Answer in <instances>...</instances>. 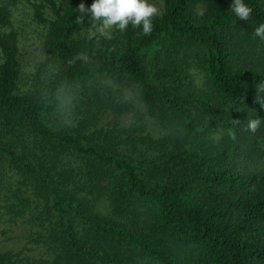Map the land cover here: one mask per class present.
Listing matches in <instances>:
<instances>
[{"label": "trees", "instance_id": "1", "mask_svg": "<svg viewBox=\"0 0 264 264\" xmlns=\"http://www.w3.org/2000/svg\"><path fill=\"white\" fill-rule=\"evenodd\" d=\"M80 2L0 0V264H264V175L240 170L264 147V123L247 127L264 121V70L244 63L248 40L264 45V0H246V20L232 0H163L150 35L129 25L90 58ZM23 4L47 30L25 91L12 26ZM191 59L209 92L196 90ZM138 104L167 135L98 129L107 114L140 121Z\"/></svg>", "mask_w": 264, "mask_h": 264}, {"label": "rangeland", "instance_id": "2", "mask_svg": "<svg viewBox=\"0 0 264 264\" xmlns=\"http://www.w3.org/2000/svg\"><path fill=\"white\" fill-rule=\"evenodd\" d=\"M59 5H64L69 2V0H57ZM150 2L154 3L155 6L160 10V15L156 17H160L163 13L164 2L163 0H150ZM93 3V0H81L80 4H84L86 7H90ZM198 11H203L202 7L198 8ZM45 17L50 18L52 16L51 10L46 8L44 10ZM88 18L90 20L91 14L88 13ZM154 17V18H156ZM89 25L85 30L80 33L78 36L80 40H84L86 42V50L83 53V56L86 58H90L96 51L94 46L98 44L101 40H105L106 42H110L114 45H119L124 41L123 32L114 31L113 38L108 40L103 37L92 36L90 35V25L92 23H96L94 21H89ZM13 28L19 35V47H20V61H21V76L19 80V88L23 91L27 90L32 84L33 80L36 78L37 71L41 62L46 60L45 54V41H46V27L40 24L34 16L33 9L23 4L19 6L18 10H15L13 16ZM253 38V37H252ZM249 44V55L246 54L244 56V63L251 68H256L260 70H264V45L260 43L259 40L253 38L248 40ZM183 56V55H182ZM181 55L176 58L175 63L179 64V60ZM191 69L190 73L194 78L196 90L199 92H209V87L207 86L205 76L202 73L198 63H194V61L190 60ZM53 72V67H49L46 71L45 75H50ZM127 96L133 101L132 96L127 93ZM139 112L141 113L142 119L140 121L137 120V116H134V113H127L123 116L116 117L107 114L101 123L98 125V129H102L108 123H118L120 127L129 128L133 124H137L140 127L139 134L143 136L149 135L153 139H160L167 135V131L164 130L158 123L155 116H152L148 113V111L142 107V105L138 104ZM223 135L220 134L217 137L216 146H222L223 139H221ZM189 144V142H187ZM178 142L173 141V145ZM193 144H191L190 148H192ZM240 170L244 173H248L251 175H255L257 177L264 175V147L257 142V147L254 149V155L250 156V159L242 164ZM240 166V165H239ZM100 210L109 214L110 208L106 201L101 203ZM24 227H20L17 229L16 234L20 237V235L26 236V231ZM137 264H159L157 262L148 260V259H140L138 257H134ZM186 262L190 260V258L185 259ZM190 264V262H187Z\"/></svg>", "mask_w": 264, "mask_h": 264}, {"label": "clouds", "instance_id": "3", "mask_svg": "<svg viewBox=\"0 0 264 264\" xmlns=\"http://www.w3.org/2000/svg\"><path fill=\"white\" fill-rule=\"evenodd\" d=\"M236 18L246 20L252 13V8L246 0H232L229 10ZM78 12L82 16L78 19L83 22L88 13L91 14L89 21H94L90 25V35L112 39L114 31H125L129 25L133 28H141L142 35H150L153 31V18L160 15V10L150 0H93L90 7L81 4ZM203 15V12H200ZM254 35L264 40V23H260L254 29ZM258 95L264 91V84L257 86ZM264 107V99H257ZM264 123L259 118L248 119V130L255 133L261 124Z\"/></svg>", "mask_w": 264, "mask_h": 264}]
</instances>
